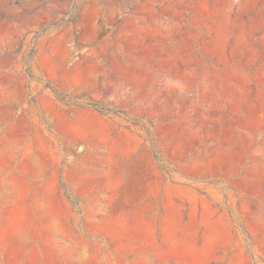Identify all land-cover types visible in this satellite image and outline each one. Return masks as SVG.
<instances>
[{
	"label": "rangeland",
	"instance_id": "1",
	"mask_svg": "<svg viewBox=\"0 0 264 264\" xmlns=\"http://www.w3.org/2000/svg\"><path fill=\"white\" fill-rule=\"evenodd\" d=\"M0 264H264V0H0Z\"/></svg>",
	"mask_w": 264,
	"mask_h": 264
},
{
	"label": "trees",
	"instance_id": "2",
	"mask_svg": "<svg viewBox=\"0 0 264 264\" xmlns=\"http://www.w3.org/2000/svg\"><path fill=\"white\" fill-rule=\"evenodd\" d=\"M87 105L94 108L95 110L103 113V114L116 113L115 110H111V109L107 108L105 105H103L102 103L95 102L93 100L87 102Z\"/></svg>",
	"mask_w": 264,
	"mask_h": 264
}]
</instances>
